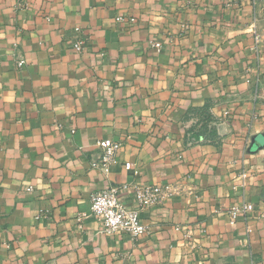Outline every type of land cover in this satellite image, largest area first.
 Returning <instances> with one entry per match:
<instances>
[{"label": "crops", "instance_id": "1", "mask_svg": "<svg viewBox=\"0 0 264 264\" xmlns=\"http://www.w3.org/2000/svg\"><path fill=\"white\" fill-rule=\"evenodd\" d=\"M262 3L0 0V264H264ZM135 184L177 192L102 232L93 194Z\"/></svg>", "mask_w": 264, "mask_h": 264}, {"label": "built area", "instance_id": "2", "mask_svg": "<svg viewBox=\"0 0 264 264\" xmlns=\"http://www.w3.org/2000/svg\"><path fill=\"white\" fill-rule=\"evenodd\" d=\"M253 5L257 6V0H252ZM260 11L264 17V3L259 5ZM260 16L257 12L251 20V28L254 37V49L264 43V32H260L258 21ZM134 20V19H132ZM79 30V28H76ZM152 45L160 49V42L154 41ZM77 51L82 50L83 41L79 38L74 43ZM25 61L20 60L23 64ZM122 143L111 138H104L97 141V146L100 149V155L94 158L91 162V167L100 170L104 174L110 171L111 165L117 162L116 153L120 149ZM131 162L125 163V168L130 169ZM242 178H246V173L241 174ZM244 182L241 184L244 187ZM32 188H29L31 190ZM176 189L170 184H135L133 186V194L138 204L137 207H132L125 204L119 195V188L111 186L95 192L92 196L91 215L102 222V232L113 234L116 232H127L132 237L138 238L147 232V226L140 218V210L160 204L166 198L175 194ZM252 205L249 202H242L240 205L232 207L228 210L229 222L234 224L240 216H246L251 210Z\"/></svg>", "mask_w": 264, "mask_h": 264}, {"label": "trees", "instance_id": "3", "mask_svg": "<svg viewBox=\"0 0 264 264\" xmlns=\"http://www.w3.org/2000/svg\"><path fill=\"white\" fill-rule=\"evenodd\" d=\"M206 130H208V133L210 134L211 137H216L217 133L215 129L211 127V128H207Z\"/></svg>", "mask_w": 264, "mask_h": 264}]
</instances>
